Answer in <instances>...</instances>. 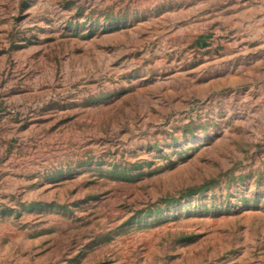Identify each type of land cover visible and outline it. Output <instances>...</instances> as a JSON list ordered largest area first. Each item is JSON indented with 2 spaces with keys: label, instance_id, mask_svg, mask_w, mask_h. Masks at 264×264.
<instances>
[{
  "label": "rangeland",
  "instance_id": "rangeland-1",
  "mask_svg": "<svg viewBox=\"0 0 264 264\" xmlns=\"http://www.w3.org/2000/svg\"><path fill=\"white\" fill-rule=\"evenodd\" d=\"M0 264H264V0H0Z\"/></svg>",
  "mask_w": 264,
  "mask_h": 264
}]
</instances>
